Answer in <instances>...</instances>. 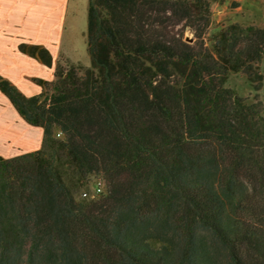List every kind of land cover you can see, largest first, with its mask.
Wrapping results in <instances>:
<instances>
[{
	"label": "trees",
	"instance_id": "trees-1",
	"mask_svg": "<svg viewBox=\"0 0 264 264\" xmlns=\"http://www.w3.org/2000/svg\"><path fill=\"white\" fill-rule=\"evenodd\" d=\"M213 1L89 0L91 67L59 61L30 97L0 74L44 129L40 149L0 155V264H264L262 105L226 85L261 79L264 28L207 43ZM64 167L105 192L80 202Z\"/></svg>",
	"mask_w": 264,
	"mask_h": 264
},
{
	"label": "crops",
	"instance_id": "crops-1",
	"mask_svg": "<svg viewBox=\"0 0 264 264\" xmlns=\"http://www.w3.org/2000/svg\"><path fill=\"white\" fill-rule=\"evenodd\" d=\"M70 4L71 0H0V74L26 96L42 92L36 79H55L61 51L71 58L64 39ZM23 43L45 46L54 65L22 51ZM43 140V127L26 121L0 89V155L11 158L36 151Z\"/></svg>",
	"mask_w": 264,
	"mask_h": 264
},
{
	"label": "rangeland",
	"instance_id": "rangeland-1",
	"mask_svg": "<svg viewBox=\"0 0 264 264\" xmlns=\"http://www.w3.org/2000/svg\"><path fill=\"white\" fill-rule=\"evenodd\" d=\"M211 26L208 29L206 42L210 43L211 35L215 28L227 26L236 22L247 26L250 24L256 27L264 28V0H225L222 3L213 1L211 5ZM88 12L89 0H71L68 11L67 30L65 31V45L70 49V56L61 51L59 61L66 65L67 63L83 64L91 67L92 61L89 54V45L87 39L88 31ZM191 29L184 33L185 39L190 42L195 41ZM258 74L261 79L251 81L244 72H230L226 85L235 89V92L246 98L248 102H260L262 105L261 114L264 116V58L256 64ZM260 85V89L256 86ZM57 136H60L57 134ZM64 178L66 183L73 189L74 194L80 202H88L99 197H93L95 193L97 179L92 177L88 181H82L74 171L64 167Z\"/></svg>",
	"mask_w": 264,
	"mask_h": 264
},
{
	"label": "built area",
	"instance_id": "built-area-1",
	"mask_svg": "<svg viewBox=\"0 0 264 264\" xmlns=\"http://www.w3.org/2000/svg\"><path fill=\"white\" fill-rule=\"evenodd\" d=\"M58 135H60V133H58ZM105 181L101 180V179H97V183H96V188H95V193L93 194V197L95 198L96 196H101L105 190H106V185H105Z\"/></svg>",
	"mask_w": 264,
	"mask_h": 264
}]
</instances>
